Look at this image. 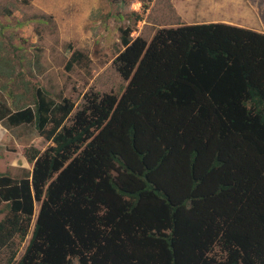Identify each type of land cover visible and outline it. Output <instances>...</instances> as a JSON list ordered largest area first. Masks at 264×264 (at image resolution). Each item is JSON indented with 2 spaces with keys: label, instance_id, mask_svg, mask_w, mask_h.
I'll list each match as a JSON object with an SVG mask.
<instances>
[{
  "label": "trees",
  "instance_id": "obj_1",
  "mask_svg": "<svg viewBox=\"0 0 264 264\" xmlns=\"http://www.w3.org/2000/svg\"><path fill=\"white\" fill-rule=\"evenodd\" d=\"M122 39L121 95L75 111L35 85L33 106L0 112L54 143L27 150L31 177L0 173V253L38 201L18 264H264V33L210 22ZM67 53L68 70L89 60Z\"/></svg>",
  "mask_w": 264,
  "mask_h": 264
},
{
  "label": "rangeland",
  "instance_id": "obj_2",
  "mask_svg": "<svg viewBox=\"0 0 264 264\" xmlns=\"http://www.w3.org/2000/svg\"><path fill=\"white\" fill-rule=\"evenodd\" d=\"M210 22L264 33V0H0V43L15 65L11 77L0 75V112L33 106L35 85L55 101L71 99L75 111L96 93L119 96L129 83L114 63L126 49L122 35L130 43L142 39L149 44L161 29ZM75 49L89 60L68 70L67 52ZM53 144L34 124L9 125L0 119V173L31 177L27 150ZM40 206L37 201L28 235L15 237L0 253V264H7L13 252L11 264L19 263ZM72 264H78L76 259Z\"/></svg>",
  "mask_w": 264,
  "mask_h": 264
}]
</instances>
